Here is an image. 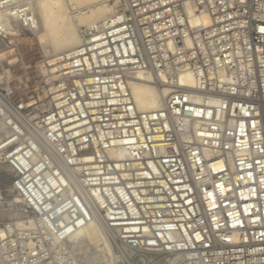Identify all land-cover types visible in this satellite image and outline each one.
<instances>
[{
    "label": "built area",
    "instance_id": "2783aa9c",
    "mask_svg": "<svg viewBox=\"0 0 264 264\" xmlns=\"http://www.w3.org/2000/svg\"><path fill=\"white\" fill-rule=\"evenodd\" d=\"M32 2L0 0V264H81L89 222L107 264H264V0H123L10 76ZM147 74L167 92L140 109Z\"/></svg>",
    "mask_w": 264,
    "mask_h": 264
},
{
    "label": "bare ground",
    "instance_id": "6f19581e",
    "mask_svg": "<svg viewBox=\"0 0 264 264\" xmlns=\"http://www.w3.org/2000/svg\"><path fill=\"white\" fill-rule=\"evenodd\" d=\"M122 3L123 0H33L32 9L36 24L31 30V38L22 46L25 61L23 66L16 68L15 73L10 68L8 75L17 77L28 75L31 66L29 64L37 58L49 57L77 46L81 42L83 26L113 20L118 16ZM188 10L193 24L201 23L206 26L210 24L208 14L194 13L191 7H188ZM11 22L12 18L7 17L5 23ZM15 61V58L10 59L11 63ZM144 77L147 81H135L131 84L134 100L140 109L156 108L167 89L155 86L150 81L154 80L152 75L147 74ZM181 81L192 84L191 74H183ZM70 242L81 264L110 262V256L113 254L112 244L104 229L96 222H89L78 228L70 237ZM89 245H94L99 253L86 254L84 249ZM78 252L83 253L82 258Z\"/></svg>",
    "mask_w": 264,
    "mask_h": 264
},
{
    "label": "rangeland",
    "instance_id": "374dc122",
    "mask_svg": "<svg viewBox=\"0 0 264 264\" xmlns=\"http://www.w3.org/2000/svg\"><path fill=\"white\" fill-rule=\"evenodd\" d=\"M9 183H10V178L7 176L6 170L2 166H0V194H1V197H0V215H2V216L9 215V213L3 211V209H4V203L3 202L8 197L6 195V191H4V190L7 188V186L9 185ZM84 250H85V253L88 254V255L89 254H92V253H93L92 255H95L97 252L99 253V251L96 250V248H95L94 245H89ZM91 250H92V252H91ZM77 254L79 256H81V258H82L83 253H81V252L79 253L78 252ZM92 255H90V256H92ZM103 264H106V263H103Z\"/></svg>",
    "mask_w": 264,
    "mask_h": 264
}]
</instances>
